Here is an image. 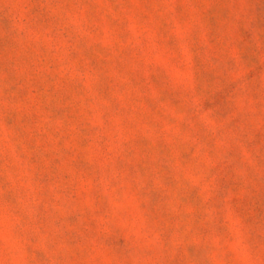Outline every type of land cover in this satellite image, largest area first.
Instances as JSON below:
<instances>
[{"label": "rangeland", "instance_id": "rangeland-1", "mask_svg": "<svg viewBox=\"0 0 264 264\" xmlns=\"http://www.w3.org/2000/svg\"><path fill=\"white\" fill-rule=\"evenodd\" d=\"M0 264H264V0H0Z\"/></svg>", "mask_w": 264, "mask_h": 264}]
</instances>
